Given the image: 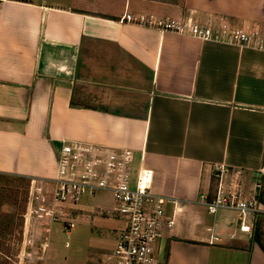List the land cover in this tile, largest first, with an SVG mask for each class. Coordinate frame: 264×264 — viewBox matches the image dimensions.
<instances>
[{
	"label": "crops",
	"instance_id": "crops-1",
	"mask_svg": "<svg viewBox=\"0 0 264 264\" xmlns=\"http://www.w3.org/2000/svg\"><path fill=\"white\" fill-rule=\"evenodd\" d=\"M124 13L264 37V0H0V173L54 176L62 139L129 147L134 166L152 170L151 190L168 198L167 264H264L258 196L251 235L237 230L236 211L205 206L218 165L241 169L242 195H258L264 48L121 21Z\"/></svg>",
	"mask_w": 264,
	"mask_h": 264
},
{
	"label": "built area",
	"instance_id": "built-area-1",
	"mask_svg": "<svg viewBox=\"0 0 264 264\" xmlns=\"http://www.w3.org/2000/svg\"><path fill=\"white\" fill-rule=\"evenodd\" d=\"M120 20L264 48V37L258 30L232 28L227 23L213 28L192 17L161 18L130 13H124ZM215 172L219 178L217 191L215 197L205 202L206 210L236 211L237 230L251 235L253 220L262 212L257 193L242 195L241 169L230 171L218 165ZM152 178L151 169L134 166L133 150L129 147L62 139L55 152L54 176L28 178L27 206L22 213L21 239L13 264L45 261L53 224L61 223L68 233L81 215L73 205L101 190L110 192L113 198V205L106 209L108 217L121 223L114 248L103 253L101 264H167L161 242L166 232L172 230L174 219L165 209L168 198L151 190ZM223 178L228 179L227 184ZM256 184L259 187L260 182ZM98 212L103 214L105 210L98 208ZM213 240L220 238L212 237L209 242Z\"/></svg>",
	"mask_w": 264,
	"mask_h": 264
},
{
	"label": "rangeland",
	"instance_id": "rangeland-1",
	"mask_svg": "<svg viewBox=\"0 0 264 264\" xmlns=\"http://www.w3.org/2000/svg\"><path fill=\"white\" fill-rule=\"evenodd\" d=\"M27 196L28 181L0 176V211L15 214L14 226L10 229L5 225L0 234V264H13L21 239V218ZM112 205V195L105 190L96 191L84 197L80 204L73 205L81 212L76 226L66 233L61 223L53 224L47 257L38 264H101L103 253L114 248L116 230L121 224L100 214L98 208L106 210ZM263 224L262 220L258 222L259 226Z\"/></svg>",
	"mask_w": 264,
	"mask_h": 264
},
{
	"label": "trees",
	"instance_id": "trees-1",
	"mask_svg": "<svg viewBox=\"0 0 264 264\" xmlns=\"http://www.w3.org/2000/svg\"><path fill=\"white\" fill-rule=\"evenodd\" d=\"M0 176L14 177V178H19V179L24 180V181H28V178H26L24 176H20V175L0 173ZM259 182H260V185L258 187V195L257 196H258V200L261 201L262 203H264V177H261L260 180H259ZM14 217H15V214L14 213L1 212L0 211V234L6 228L5 225H7L10 229L14 226V224H15Z\"/></svg>",
	"mask_w": 264,
	"mask_h": 264
}]
</instances>
